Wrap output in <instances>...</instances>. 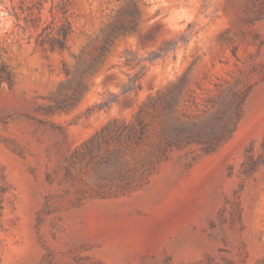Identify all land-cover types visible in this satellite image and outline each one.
<instances>
[{
  "label": "rangeland",
  "instance_id": "1",
  "mask_svg": "<svg viewBox=\"0 0 264 264\" xmlns=\"http://www.w3.org/2000/svg\"><path fill=\"white\" fill-rule=\"evenodd\" d=\"M0 264H264V0H0Z\"/></svg>",
  "mask_w": 264,
  "mask_h": 264
},
{
  "label": "trees",
  "instance_id": "2",
  "mask_svg": "<svg viewBox=\"0 0 264 264\" xmlns=\"http://www.w3.org/2000/svg\"><path fill=\"white\" fill-rule=\"evenodd\" d=\"M137 9L126 11V15L113 27L114 32L125 33L129 30H134L137 27V20L135 14ZM71 33V26L68 22L63 24L59 30L60 37L50 40L52 48L58 46L59 48H66L67 36ZM4 70V68H2Z\"/></svg>",
  "mask_w": 264,
  "mask_h": 264
}]
</instances>
